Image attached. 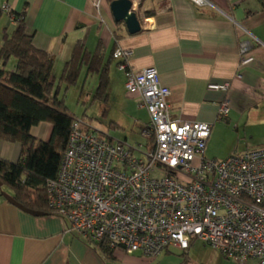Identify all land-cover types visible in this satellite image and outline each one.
Returning <instances> with one entry per match:
<instances>
[{"label":"crops","instance_id":"obj_1","mask_svg":"<svg viewBox=\"0 0 264 264\" xmlns=\"http://www.w3.org/2000/svg\"><path fill=\"white\" fill-rule=\"evenodd\" d=\"M207 1L199 6L192 0H142L138 13L142 30L136 34L115 21L112 1L108 0L102 1L100 9L91 0H0V7L7 4L13 13H23L33 44L56 56V82L78 43L91 55L100 48L102 63L109 67L105 105L119 102L124 114L121 121L140 127L141 133L149 113L139 106V97L127 91L125 73L119 68L121 59L114 56L119 47L132 49L128 64L136 70L156 68L162 83L172 91V116L210 123L206 156L225 159L236 152L264 147V0ZM1 25L2 33L4 29L12 32L18 23L4 12ZM245 40L253 44L254 60L241 68L239 45ZM114 62L118 71L113 69ZM84 73L99 77L88 72L87 63L79 77ZM210 84H229V88L214 90ZM225 100L230 111L228 117L221 118L219 110ZM122 124L120 120L113 122L118 128L125 127ZM52 128V124L41 122L31 132L48 140ZM229 136L236 141L235 149L220 152L218 142ZM124 141L129 143L127 137ZM21 150L20 142L0 140L1 158L16 162ZM2 186L0 264H238L218 250L213 260H198L190 252L198 239L191 242L189 251L172 247L153 258L123 249L107 255L69 231V223L60 216L35 215L12 204L4 193L13 192L8 187L9 191H3ZM244 264L257 261L249 259Z\"/></svg>","mask_w":264,"mask_h":264},{"label":"built area","instance_id":"obj_2","mask_svg":"<svg viewBox=\"0 0 264 264\" xmlns=\"http://www.w3.org/2000/svg\"><path fill=\"white\" fill-rule=\"evenodd\" d=\"M91 1L101 8L103 0ZM132 1L139 13L142 0ZM2 9L15 18L9 5ZM252 48L240 42L239 67L254 60ZM132 53L119 47L114 56L127 91L149 113L143 142L115 140L74 118L58 173L45 185L49 208L69 231L103 250L153 258L172 247L186 251L198 239L238 264H264V147L208 158L212 125L173 117L171 89L156 68L130 66ZM209 88L228 90L229 84ZM229 111L225 100L219 116Z\"/></svg>","mask_w":264,"mask_h":264},{"label":"trees","instance_id":"obj_3","mask_svg":"<svg viewBox=\"0 0 264 264\" xmlns=\"http://www.w3.org/2000/svg\"><path fill=\"white\" fill-rule=\"evenodd\" d=\"M4 12L0 7V21ZM14 15L18 25L12 32L4 29L0 44V140L20 142L22 150L16 162L0 157V182L27 208L53 214L45 185L58 173L74 117L54 90L56 56L33 44L23 13ZM11 57L15 65L9 71L6 65ZM85 63L88 72L99 74L95 98L106 102L109 67L102 63L100 48L91 55L78 43L59 81L76 84ZM41 122L53 126L48 140L31 132ZM95 246L107 255L112 253Z\"/></svg>","mask_w":264,"mask_h":264},{"label":"rangeland","instance_id":"obj_4","mask_svg":"<svg viewBox=\"0 0 264 264\" xmlns=\"http://www.w3.org/2000/svg\"><path fill=\"white\" fill-rule=\"evenodd\" d=\"M113 1V0H108ZM2 26H0V44L2 43ZM114 62L113 69L116 71L117 67ZM15 65V58L11 57L6 65V70H12ZM118 71V70H117ZM99 77L97 75L86 76L82 74L76 84L67 85L64 82L57 80L54 90L58 91L59 99L64 101L68 112L74 118H82L88 123L93 129H96L104 134L111 136L115 140H122L127 137L129 144L137 145L139 142H143L140 138V127H133L132 125L127 126L124 121V114L122 107L116 100L110 101L108 105H105L103 100L95 98L96 89L98 86ZM126 118V117H125ZM120 120L125 124V127L118 128L112 126L113 122ZM122 124V125H123ZM235 139L229 136L223 140H220L217 144L220 152H230L235 149ZM222 160L221 158H218ZM4 190H8L6 187ZM192 247V246H191ZM186 251H189L187 249ZM191 255L198 260H206L209 258L213 260L215 254L218 253L216 249L209 245L197 240L194 246L190 250ZM219 254V253H218Z\"/></svg>","mask_w":264,"mask_h":264},{"label":"water","instance_id":"obj_5","mask_svg":"<svg viewBox=\"0 0 264 264\" xmlns=\"http://www.w3.org/2000/svg\"><path fill=\"white\" fill-rule=\"evenodd\" d=\"M114 19L117 23H124L130 34H136L142 30L141 21L139 19L138 13L132 10L133 1L132 0H113L110 4ZM2 183L0 182V186ZM5 197L9 202L18 206L24 211L31 214L42 215L43 212L35 211L27 208L22 203L18 202L12 195L4 193Z\"/></svg>","mask_w":264,"mask_h":264}]
</instances>
